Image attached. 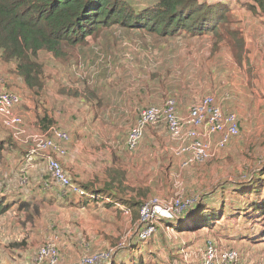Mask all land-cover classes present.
<instances>
[{
  "label": "rangeland",
  "instance_id": "obj_1",
  "mask_svg": "<svg viewBox=\"0 0 264 264\" xmlns=\"http://www.w3.org/2000/svg\"><path fill=\"white\" fill-rule=\"evenodd\" d=\"M127 1L136 9L148 2ZM248 1H230L225 30L235 35H225L224 42L204 36L181 44L180 39H159L115 24L84 43L63 46L59 58L41 52L44 80L37 96L25 87L15 62L0 59V92L19 97L14 111L26 134L59 129L68 136L63 168L70 179L96 188L111 175L121 182L117 191L121 202L108 208L60 202L20 209L12 223L0 217V264H35L37 249L50 239L57 243L58 264H80L84 257L101 252H110V264L129 253L137 262L125 264H175L174 259L177 264H194L207 240L237 250L245 264H264V214L251 215L247 202L255 199L252 195L229 190L224 208L238 199L244 200L242 209L231 210L232 217L215 211L209 227L190 230L197 204L193 205L178 220L159 223L151 246L140 243L136 249L141 207L131 210L122 205V199L135 198L142 206L153 198L182 202L197 198L200 203L215 196L219 207L216 192L221 182L245 183L254 169L264 166V15L243 6ZM207 96L215 98L223 113L235 115L239 134L221 151L211 147L206 162L182 169L175 156L177 144L164 123L148 127L134 151L125 148L126 136L143 108L163 109L174 98L177 115L185 118L192 105ZM37 113L46 117L39 120L40 127ZM22 139L16 142L20 146L26 145ZM13 141L12 132L0 123V146ZM0 165L8 171L13 167L6 160ZM17 176L14 172L12 177L22 188ZM179 221L186 231L178 232Z\"/></svg>",
  "mask_w": 264,
  "mask_h": 264
},
{
  "label": "trees",
  "instance_id": "obj_2",
  "mask_svg": "<svg viewBox=\"0 0 264 264\" xmlns=\"http://www.w3.org/2000/svg\"><path fill=\"white\" fill-rule=\"evenodd\" d=\"M230 1L148 0L143 8L136 9L127 0H0V59L4 62L13 60L16 73L25 87L31 94L37 96L38 93L35 92L42 88L41 79L44 80L43 63L39 60L41 52L59 58L63 46L84 43L88 38L98 35L115 24L126 30L146 31L159 39H180L181 44H186L188 41L197 42L204 36L213 38L216 43L224 42L225 35L230 37L235 35L234 31L225 30L230 18ZM251 2L248 1L243 6L250 12L259 9L264 15V0H251ZM43 116L36 114L38 127H40L39 120L41 122L46 118ZM56 130L59 129H51L45 135L51 137ZM13 140L11 146H7L8 142L0 146V162L4 164L6 160L10 166H13L11 171H8L0 165V217L6 216L8 217L6 219L12 223L16 214L22 212V209L28 210L29 207L35 208L51 203L61 202L69 205L79 203L81 204L79 206L94 205L95 207L104 205L108 208L115 202H121L117 192L121 182H116L113 175L108 176L111 179L105 180L100 188L86 184L79 185L87 195L77 197L62 190L53 182L47 167L42 165L43 159L27 161L28 149L24 148H27L28 144L20 146L16 143L19 141L14 138ZM14 145L21 149L17 146L13 147ZM254 170V175L245 183L228 180L221 182L218 186L219 191L216 192L221 200L219 207L215 196L198 203L190 217L193 227L189 229L209 227L210 218L215 211L219 216H224L228 212L229 217H232V211L239 212L244 200H231V206L224 208V198L229 190L241 196L252 195L255 199L247 202L248 207L253 210L251 215L256 212L264 214V166ZM14 172L18 174L17 182L22 188L17 187L16 180L12 177ZM25 175H28L30 180L23 179ZM71 182L75 183L72 180ZM122 205L131 210L143 206L135 198L122 199ZM234 216H239V213ZM187 228L181 222L177 226L178 232H184ZM152 236L146 241H141L137 235L138 241L135 242L134 249L140 243H149L151 246ZM260 236L262 239L263 235ZM214 244L218 249H223L215 242ZM106 253L110 255V252ZM133 259L137 262V258L129 253L111 264H125L132 262ZM111 260L112 256L101 263L110 264ZM176 261L173 260L175 264ZM241 261L244 263L242 257Z\"/></svg>",
  "mask_w": 264,
  "mask_h": 264
},
{
  "label": "built area",
  "instance_id": "obj_3",
  "mask_svg": "<svg viewBox=\"0 0 264 264\" xmlns=\"http://www.w3.org/2000/svg\"><path fill=\"white\" fill-rule=\"evenodd\" d=\"M20 99L14 93L0 92V123L12 132L13 138L29 145L27 161L36 158L45 160L47 171L57 185L67 193L77 197L86 196V192L72 183L59 160L66 157L68 136L61 131H54L51 137L45 134H26L22 127V118L15 113ZM213 96L203 97L189 109L185 118L176 113V102L168 99L163 109L158 106L143 108L135 125L129 130L125 139V148L134 151L140 144L148 127L164 123L170 139L177 144L175 156L180 160L182 169L206 162L211 157V147L215 151L223 150L233 139L238 137L239 126L233 113H223ZM197 198L184 202L181 198L160 201L148 200L140 209L138 238L149 239L157 225L167 220H178L186 210L198 204ZM183 258L188 256L182 254ZM109 253L87 256L80 264H98L110 257ZM57 243L50 239L42 244L34 255L35 264H58ZM194 264H244L238 251L230 248L218 249L214 242L207 240Z\"/></svg>",
  "mask_w": 264,
  "mask_h": 264
},
{
  "label": "crops",
  "instance_id": "obj_4",
  "mask_svg": "<svg viewBox=\"0 0 264 264\" xmlns=\"http://www.w3.org/2000/svg\"><path fill=\"white\" fill-rule=\"evenodd\" d=\"M91 155V153H89L88 152V154H87V156H90ZM59 160H60V162H61V164H62V167L65 165V163H66V160H67V158L66 157H61V158H59ZM42 165H45L46 166V162H45V160L44 161H42ZM64 169V168H63ZM67 174H68V172H66ZM68 176H69V174H68ZM70 178V177H69ZM92 180H93V177H92ZM76 184H78V183H76ZM78 185H80V184H78ZM46 197H49V196H46Z\"/></svg>",
  "mask_w": 264,
  "mask_h": 264
},
{
  "label": "water",
  "instance_id": "obj_5",
  "mask_svg": "<svg viewBox=\"0 0 264 264\" xmlns=\"http://www.w3.org/2000/svg\"><path fill=\"white\" fill-rule=\"evenodd\" d=\"M197 205H198V204H197ZM197 205H196V206H197Z\"/></svg>",
  "mask_w": 264,
  "mask_h": 264
},
{
  "label": "bare ground",
  "instance_id": "obj_6",
  "mask_svg": "<svg viewBox=\"0 0 264 264\" xmlns=\"http://www.w3.org/2000/svg\"><path fill=\"white\" fill-rule=\"evenodd\" d=\"M168 221V220H167Z\"/></svg>",
  "mask_w": 264,
  "mask_h": 264
}]
</instances>
